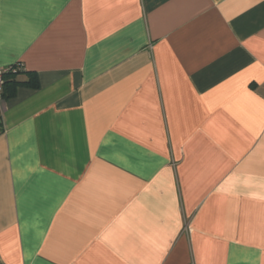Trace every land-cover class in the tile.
<instances>
[{
  "label": "crops",
  "instance_id": "1",
  "mask_svg": "<svg viewBox=\"0 0 264 264\" xmlns=\"http://www.w3.org/2000/svg\"><path fill=\"white\" fill-rule=\"evenodd\" d=\"M15 64L0 264H264V0H0Z\"/></svg>",
  "mask_w": 264,
  "mask_h": 264
},
{
  "label": "trees",
  "instance_id": "2",
  "mask_svg": "<svg viewBox=\"0 0 264 264\" xmlns=\"http://www.w3.org/2000/svg\"><path fill=\"white\" fill-rule=\"evenodd\" d=\"M23 72V66L21 65V69L17 72H9L6 75V82H5V86L4 89H6V87H8L10 84L9 83H13L14 85L18 84V83H24V82H19V81H15L14 78L16 75L20 74ZM33 76H31V78L25 82L26 84H29L31 86L37 87L38 86V80L37 77L35 76V74H32ZM14 80V81H13ZM11 93H13V91H11Z\"/></svg>",
  "mask_w": 264,
  "mask_h": 264
},
{
  "label": "built area",
  "instance_id": "3",
  "mask_svg": "<svg viewBox=\"0 0 264 264\" xmlns=\"http://www.w3.org/2000/svg\"><path fill=\"white\" fill-rule=\"evenodd\" d=\"M21 69V64L0 66V101L3 96L4 86L6 82V75L9 72H17Z\"/></svg>",
  "mask_w": 264,
  "mask_h": 264
}]
</instances>
